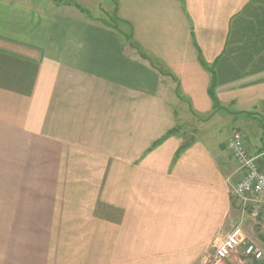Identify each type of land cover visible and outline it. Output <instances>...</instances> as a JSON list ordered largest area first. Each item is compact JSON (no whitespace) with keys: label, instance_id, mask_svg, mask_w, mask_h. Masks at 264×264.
Returning <instances> with one entry per match:
<instances>
[{"label":"crops","instance_id":"1","mask_svg":"<svg viewBox=\"0 0 264 264\" xmlns=\"http://www.w3.org/2000/svg\"><path fill=\"white\" fill-rule=\"evenodd\" d=\"M110 1L130 39L0 0V264H204L235 224L264 252L226 146L264 168V0Z\"/></svg>","mask_w":264,"mask_h":264},{"label":"built area","instance_id":"2","mask_svg":"<svg viewBox=\"0 0 264 264\" xmlns=\"http://www.w3.org/2000/svg\"><path fill=\"white\" fill-rule=\"evenodd\" d=\"M231 157L235 160L240 178L234 184V193L248 203L250 216L264 226V168L259 167L257 156L250 154L243 143L239 131H233L226 142ZM264 156V149L260 152ZM242 229L239 224L233 225L226 235L215 245L212 258L204 260V264H217L228 259L239 248L241 253L260 259L263 250L253 242H243Z\"/></svg>","mask_w":264,"mask_h":264},{"label":"rangeland","instance_id":"3","mask_svg":"<svg viewBox=\"0 0 264 264\" xmlns=\"http://www.w3.org/2000/svg\"><path fill=\"white\" fill-rule=\"evenodd\" d=\"M60 0H52V2L54 4L58 3ZM65 2L71 3L76 5L77 7H82L80 8L81 10H84L83 12H85L86 14L90 15V16H100V18L102 20H108L111 25H113L114 29L118 30V31H122L125 32L130 39V29L128 28V26H126V24L124 22H120L119 20H117L114 17V6L111 3L110 0H63ZM152 63H154L152 61ZM180 113V112H179ZM260 120V118H258ZM224 122V121H223ZM221 122V125H215V123H210L209 127H212V130L215 132V130H219L222 131V135L224 133H228L227 131L231 130L230 125H228V123H225L226 126H223L224 123ZM263 123V122H262ZM196 126L197 131H200V124H197L196 122H194V124ZM215 125V126H214ZM214 126V128H213ZM223 126V127H221ZM192 127V126H191ZM249 129H253L252 126H249ZM199 134H201V132H199ZM241 249L239 248L237 251H235L232 256H230L228 259H225L221 262H218L217 264H239L238 260L234 259V256L240 258L241 256ZM234 255V256H233ZM209 258H212V254L209 256ZM208 264H212V263H208ZM255 264H264V258L259 261L256 260Z\"/></svg>","mask_w":264,"mask_h":264}]
</instances>
